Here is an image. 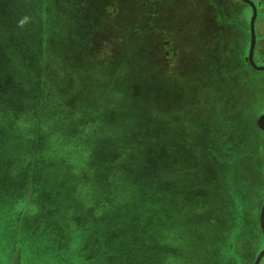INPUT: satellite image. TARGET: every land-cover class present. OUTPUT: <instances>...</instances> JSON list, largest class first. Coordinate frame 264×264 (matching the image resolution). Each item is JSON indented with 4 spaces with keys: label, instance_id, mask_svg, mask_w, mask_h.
<instances>
[{
    "label": "rangeland",
    "instance_id": "obj_1",
    "mask_svg": "<svg viewBox=\"0 0 264 264\" xmlns=\"http://www.w3.org/2000/svg\"><path fill=\"white\" fill-rule=\"evenodd\" d=\"M15 1L16 12L0 14V94L6 96L0 99V264H253L264 247V132L257 125L264 113V71L248 60L251 6L242 0H86L89 11L100 3L110 43L88 53L94 60L79 68L59 48L81 39L72 36L76 24L61 15L77 0ZM255 2V59L264 64V0ZM42 33L56 51V76L83 71L94 79L84 85L90 93L103 92L106 77L116 74L120 79L112 90H141L134 84L140 81L152 90L147 105L163 109L149 119L165 125V142L186 136L213 140L233 207L223 226L213 222L207 228L225 235L216 256L189 248L173 214L143 221V202L98 207L102 187L89 183L82 153L69 155L70 144L55 139L62 129L50 107L40 114ZM164 75L169 86H163L167 96L161 100L156 93ZM174 90L181 96L170 97ZM90 93L76 121L88 118L95 102ZM137 103L129 95L112 106ZM190 124L198 128L186 131ZM170 146L166 151L173 155ZM172 202L169 197L167 207Z\"/></svg>",
    "mask_w": 264,
    "mask_h": 264
},
{
    "label": "trees",
    "instance_id": "obj_2",
    "mask_svg": "<svg viewBox=\"0 0 264 264\" xmlns=\"http://www.w3.org/2000/svg\"><path fill=\"white\" fill-rule=\"evenodd\" d=\"M85 2L86 0H77V4H71L69 9H63L61 14L65 16V20L69 19L76 24L77 27H72V36L81 39L76 43L67 41L69 43L62 44L59 48L63 55H67L65 57L67 61L76 62L79 68L94 60L88 53L93 54L97 52L98 47L110 43L105 37L109 28L102 26L103 17L100 10H97L100 3L96 1L89 11L85 7ZM13 3L16 1H0V14L7 16L16 12L12 7ZM63 6L68 8L66 4ZM104 8L106 14L108 8L107 6ZM3 19H0V22ZM67 36L68 33L63 32V38L67 39ZM111 38L109 39L111 42L115 40L114 36ZM3 50V45H0V53H3ZM54 52L53 46L46 43L42 33L38 72L42 85L40 114L50 111L58 120L61 127L59 129L62 130L54 136L57 139L59 135L63 141L70 144L69 152L72 151L69 155L74 151L82 153L81 166L90 172L89 183L98 182L102 187L98 207L108 209L124 201L143 202L140 212L143 221L155 216L173 214L175 218L171 215L172 218L181 224L176 231L183 233L184 243L189 248L207 251L209 249L210 256H216L217 245L224 241L225 235L220 233L219 228L216 230L207 228L213 222H217L218 227L223 226L225 220L231 217L233 207L231 194L225 183V173L221 169V158L212 147L213 140L186 136L180 142L176 138L177 140L169 142L170 148L175 151L173 155H169L166 151L169 143L165 142L163 137L165 125L153 123L149 119L154 116L153 113L163 112L160 107L150 108L147 105L152 90H146L147 87H143L144 83L140 81L133 82L141 86V90L123 92L118 89L112 90L115 79L117 78V81L120 79L116 74L113 77H106L108 83L105 82L106 89L103 92L96 90L90 93L84 89V85L94 82V79L85 76V72L79 70L72 73L73 75L54 74ZM96 59L104 61L107 57ZM166 78L165 75L161 76L158 82L161 87L156 94L161 100H165L167 96L162 90L163 86H169ZM89 93L91 101L95 102L88 107V118L85 122L76 121L81 118L80 111L87 108L89 99L86 95ZM129 95L139 103L134 106H117L114 109L112 104L116 100L129 98ZM177 95L181 96V93L174 90L169 96L176 98ZM5 97L0 94V99ZM49 107L51 110L47 111ZM109 116H116L119 120L107 122L106 118ZM136 116L139 117L135 121ZM72 120L75 122H69ZM190 125L186 131L191 127L193 130L190 132L198 128ZM56 131L57 128L53 130ZM114 133L117 135H111ZM55 148L58 147L55 145ZM180 148L181 150L192 148L194 152L179 155ZM87 155H90V159H87ZM112 195L115 198L111 201ZM169 197L174 200L171 207H167Z\"/></svg>",
    "mask_w": 264,
    "mask_h": 264
},
{
    "label": "water",
    "instance_id": "obj_3",
    "mask_svg": "<svg viewBox=\"0 0 264 264\" xmlns=\"http://www.w3.org/2000/svg\"><path fill=\"white\" fill-rule=\"evenodd\" d=\"M243 2L249 4L252 8V15L250 18V47L248 52V60L250 65L258 70V71H264V64H259L255 59V49L257 44V31H256V21L258 18V6L255 2V0H242ZM257 125L258 127L264 132V113L260 114L257 119ZM260 225L264 234V201L261 207L260 211ZM264 257V247L260 250L258 255L256 256L253 264H260L262 259Z\"/></svg>",
    "mask_w": 264,
    "mask_h": 264
}]
</instances>
